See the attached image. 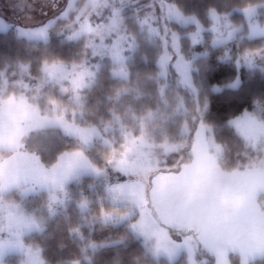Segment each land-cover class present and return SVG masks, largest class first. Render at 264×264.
I'll return each mask as SVG.
<instances>
[{
  "label": "rangeland",
  "instance_id": "obj_1",
  "mask_svg": "<svg viewBox=\"0 0 264 264\" xmlns=\"http://www.w3.org/2000/svg\"><path fill=\"white\" fill-rule=\"evenodd\" d=\"M131 9H134V3L125 0H0V33L13 32L29 42L44 43L56 35L61 43L84 41L86 49L84 56L76 62L44 64L40 71L34 73L35 77L30 72V65L17 63L7 64L0 75V264H48L43 251L44 243L50 240L47 239L51 233L49 229L53 224L69 225L73 209L79 218L89 214L94 204L89 198L96 187L102 188L106 202L126 211L123 216L103 214L98 220V232H104L106 226L117 227L133 222L136 216L138 221L141 200L149 229H157L159 225L153 216L155 210L147 205L150 199L149 177L161 169L164 171L160 176L168 175L167 158L188 147L194 126L196 130L189 163L202 153V174L210 171L209 162L214 163L224 175L233 173L221 168L217 157L222 148L215 143L213 129L204 124L203 112L197 101L195 115L190 113L187 115L190 120L181 122L184 140H170L161 127L153 126L155 117L145 109V105L137 106L132 124L119 134H112L110 128L113 139L106 144L117 149L115 144L122 139L126 146L122 153L114 154L113 161L106 152L89 156L88 150L100 142L104 134L97 127L81 126L76 120L83 113V98L98 84L100 67L114 66L111 67L112 77L128 80L130 61L138 48L136 37L128 31V18L135 19L141 33L160 38L166 45L160 62L162 77L167 78L173 73L177 87L196 96L191 78L192 62L180 53L178 30L190 28L187 37L192 48L208 42L213 49L225 48L224 60L231 61V43L264 38V4L248 8L247 13L241 10L229 15L213 12L209 17L208 30L196 18L185 16L173 0H152L150 12L144 17H140L138 9L127 14ZM232 15H242L244 23H235L230 19ZM173 24L177 30L173 29ZM236 54L239 70L256 71L264 80V48ZM201 56L196 53L193 61ZM178 104L176 110L183 106L182 98ZM183 112L187 114L186 110ZM176 114L179 115L178 112ZM160 115L164 118L165 112ZM58 116L64 117L63 123L56 122ZM42 119L50 123L39 131L28 130L39 125ZM105 127L109 129L107 125ZM232 127L249 146H264V105L259 104L253 114L242 115L232 123ZM64 139L67 142L75 140L73 144L68 142L71 149L57 159L53 155L48 156V152L58 147L60 142L64 144ZM77 153L81 155L77 157ZM73 160V167L69 169ZM98 162L103 165H98ZM243 172L248 174L247 183L254 188L256 211H264V159ZM121 185L124 186L123 191H113ZM130 185L136 187L131 188ZM133 191L138 193L137 196L131 195ZM156 216L164 223H173L172 217L158 211ZM87 218H90L87 227L93 230L96 218ZM132 225L129 226L132 234L142 240L156 260L176 263L185 257L187 264H208L211 259L217 264L212 252L196 242H193L191 254L186 248H181L172 256L163 252L157 255L156 240L146 239ZM71 235L79 244L83 243V258L72 264L89 263L96 246L85 243L87 236L82 230L73 228ZM263 259L262 253L245 257L239 251H232L227 264H252Z\"/></svg>",
  "mask_w": 264,
  "mask_h": 264
},
{
  "label": "trees",
  "instance_id": "obj_2",
  "mask_svg": "<svg viewBox=\"0 0 264 264\" xmlns=\"http://www.w3.org/2000/svg\"><path fill=\"white\" fill-rule=\"evenodd\" d=\"M125 1L134 3V9H138L137 13L140 17L150 12L152 0ZM173 3L185 16L196 18L208 30L211 13L229 15L235 10L244 11V9L263 5L264 0H173ZM134 9L126 13L132 14ZM230 19L237 24L244 23L242 15H232ZM126 23L129 33L136 37L138 47L130 61L128 80L113 78L111 67L114 66L100 67L98 84L83 98V113L81 118L76 120L81 126L97 127L104 134V138L88 150L90 157L91 154L98 155L106 152L112 156L113 161L117 152L122 153L126 150L125 141L122 139L115 144L117 149L115 147L112 149L106 142L109 143L113 139L111 136L113 133L119 134L133 123L136 107L142 104L154 115V127H161L170 140H184L181 122L189 121L190 118L187 115L190 113L195 115L197 101L203 112L204 124L213 129L215 143L222 148L217 158L224 171L228 173L245 171L264 159V146L260 145L259 148L249 146L232 127V123L242 115L253 114L259 104L264 105V80L256 71L245 68L239 70L235 60L236 52L242 54L263 49L264 38L244 39L240 44L238 41L231 43L229 47L232 49V59L226 61L224 60L225 48L213 49L208 42L192 48L190 39L187 37L190 28L178 30L180 53L184 59L192 62L191 78L197 91V95L192 96L187 90L177 87L173 73H170L167 78L162 77L160 62L165 54L164 42L160 38H152L147 32L141 33L135 19L128 18ZM172 27L177 30L175 24ZM84 53H86L84 41L61 43L60 39L53 35L47 43L29 42L19 38L13 32L0 33V75L7 64L17 63L30 65V72L35 77L34 73L40 71L44 64L53 65L59 62L70 64L82 58ZM196 53L202 56L193 61ZM237 80L238 87H232ZM181 98L183 106L180 110H176L179 108L178 103ZM184 110L187 114L183 112ZM161 112H165L164 118L161 117ZM110 128L113 130L112 134ZM195 130L194 126L189 135L191 143ZM106 136L107 140H104ZM73 141L75 140L68 142L73 144ZM63 142L64 144L60 142L58 147L49 151L48 156L53 155L57 159L68 152L71 145L66 140ZM191 143L185 150L167 158L169 168L175 170L191 161ZM97 164L103 165L102 162ZM92 192L89 201L94 204L89 214L79 218L80 216L78 217L73 209L69 211L71 216L69 225L62 227L64 223L57 226L53 224L49 229L51 233L47 239L50 240L44 243L43 251L44 259L48 264H72L83 258L81 247L83 243L79 244L80 242L71 235L73 228L83 231V234L87 236L85 243L96 246L95 251L91 252V261L84 264H187L185 257L176 263L154 259L142 240L134 236L129 229V226L137 221V216L133 222L128 221L117 227L106 226L104 232L101 230L98 232L99 217L107 213H118L123 216L126 211L106 202V194L101 187H96ZM91 216L96 218L93 230L87 227L90 220L87 217ZM82 225L85 227H81ZM208 264H214L212 259ZM252 264H264V259Z\"/></svg>",
  "mask_w": 264,
  "mask_h": 264
},
{
  "label": "snow or ice",
  "instance_id": "obj_3",
  "mask_svg": "<svg viewBox=\"0 0 264 264\" xmlns=\"http://www.w3.org/2000/svg\"><path fill=\"white\" fill-rule=\"evenodd\" d=\"M244 11L247 13L249 9ZM235 86L236 84L232 85ZM63 121L64 117H56V122ZM48 123L49 120L42 119L39 125L28 130L39 131ZM80 155L76 154L77 157ZM202 157L203 154L198 153L191 163L177 167L174 171L168 168V175L165 176H160L164 169L153 173L148 181L150 199L147 205L149 209L155 210L153 216L159 227L149 229L143 200L139 201L141 217L132 227L146 239L156 240L157 255L163 252L172 256L181 248H186L191 254L194 251L193 242L202 244L212 252L217 264H227L232 251H239L245 257L256 253L264 254V211H256V197L253 195L254 188L247 183L248 174L234 171L224 175L212 162L208 165L210 171L202 174ZM74 162L69 163V169ZM123 189L124 186L121 185L113 191ZM137 194L136 191L131 193L132 196ZM157 211L172 217L173 223H164L156 216ZM178 232L181 235H177Z\"/></svg>",
  "mask_w": 264,
  "mask_h": 264
}]
</instances>
